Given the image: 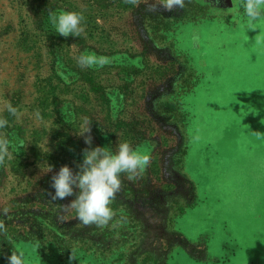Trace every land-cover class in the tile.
I'll use <instances>...</instances> for the list:
<instances>
[{"label":"rangeland","instance_id":"374dc122","mask_svg":"<svg viewBox=\"0 0 264 264\" xmlns=\"http://www.w3.org/2000/svg\"><path fill=\"white\" fill-rule=\"evenodd\" d=\"M158 3L0 0V264H264V19L248 29L242 0ZM49 11L82 13L85 32L60 36ZM84 52L111 63L81 68ZM86 120L92 148L151 156L105 227L49 195L78 171Z\"/></svg>","mask_w":264,"mask_h":264},{"label":"clouds","instance_id":"9594fccd","mask_svg":"<svg viewBox=\"0 0 264 264\" xmlns=\"http://www.w3.org/2000/svg\"><path fill=\"white\" fill-rule=\"evenodd\" d=\"M125 4L139 5L140 0H123ZM185 7V0H159L158 4L149 5V11L163 10L172 12ZM240 7L248 18V29L254 30L255 22L264 19V0H242ZM238 12L239 9H236ZM48 18L57 34L62 37H80L85 32V17L82 13L63 11L59 14L49 11ZM77 64L81 68H103L111 63L107 56L84 52L77 58ZM8 110L16 114V109L9 106ZM90 121H85L78 135L84 136V142L89 147L83 149V160L77 164L78 171L63 165L59 171L51 177L50 187L54 190L49 192L53 201L75 197L63 208L75 210L76 218L85 226L96 225L97 227L108 226L115 213L111 208L116 194L121 190V175L126 174L128 180L141 178L146 168L151 163L150 154L142 152L139 148H133L128 141L117 144L115 151L109 146L92 145L90 135ZM7 120L0 118V129L7 127ZM88 135H85V134ZM259 135V132H256ZM9 140L0 137V165L10 159ZM48 172L52 166L47 165ZM4 230L0 223V231ZM7 264H24V254L11 251L6 257ZM74 256L70 254L71 262Z\"/></svg>","mask_w":264,"mask_h":264}]
</instances>
